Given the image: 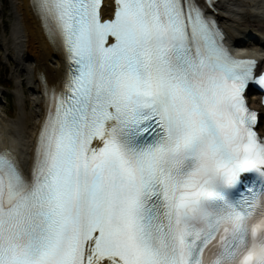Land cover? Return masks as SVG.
Instances as JSON below:
<instances>
[{"label":"snow or ice","instance_id":"6c2138e0","mask_svg":"<svg viewBox=\"0 0 264 264\" xmlns=\"http://www.w3.org/2000/svg\"><path fill=\"white\" fill-rule=\"evenodd\" d=\"M63 50L31 164L0 149V264H264V132L216 0H31Z\"/></svg>","mask_w":264,"mask_h":264},{"label":"bare ground","instance_id":"6f19581e","mask_svg":"<svg viewBox=\"0 0 264 264\" xmlns=\"http://www.w3.org/2000/svg\"><path fill=\"white\" fill-rule=\"evenodd\" d=\"M256 2L219 0L216 10H211L230 44L237 42L241 45L242 35L252 28L259 35V40L248 47L254 52L264 49V0L259 8ZM10 6L14 21L10 33L4 32L1 45L5 51L4 59H12L14 63L13 75L19 86L16 90L19 111L16 117H9L5 108L0 109V142L3 141L0 148L12 149L28 167L35 137L46 115L47 98L42 91L41 77L47 78L52 86H58L65 77L68 65L63 50L50 41L41 18L32 8L31 0H10ZM114 9V4L108 1L104 10L106 18L113 16ZM23 83H26V89ZM27 99L30 111L26 107Z\"/></svg>","mask_w":264,"mask_h":264},{"label":"rangeland","instance_id":"374dc122","mask_svg":"<svg viewBox=\"0 0 264 264\" xmlns=\"http://www.w3.org/2000/svg\"><path fill=\"white\" fill-rule=\"evenodd\" d=\"M13 21L14 18L13 11L10 6V0H0V83H3L5 81V78H7V80H9L10 82L12 80L16 83V85L13 84V86H11V88H8V90H4L6 95H12V92H16V90L19 89L17 80L13 75L14 64L4 59L5 51L1 48V37L3 35V32L4 30H6L10 33ZM12 98L14 99L13 96ZM12 98H9L8 96V102H2L1 106L5 108L9 117H16L19 111V105L17 101L16 106L15 99L12 101ZM26 107L29 108V105H26Z\"/></svg>","mask_w":264,"mask_h":264}]
</instances>
